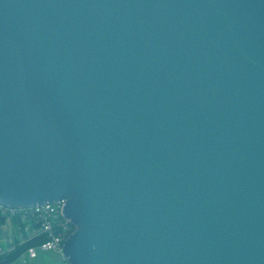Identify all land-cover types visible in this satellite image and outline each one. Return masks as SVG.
<instances>
[{"label":"water","instance_id":"water-1","mask_svg":"<svg viewBox=\"0 0 264 264\" xmlns=\"http://www.w3.org/2000/svg\"><path fill=\"white\" fill-rule=\"evenodd\" d=\"M62 199L69 264H264V0H0V205Z\"/></svg>","mask_w":264,"mask_h":264},{"label":"built area","instance_id":"built-area-1","mask_svg":"<svg viewBox=\"0 0 264 264\" xmlns=\"http://www.w3.org/2000/svg\"><path fill=\"white\" fill-rule=\"evenodd\" d=\"M64 204L65 200L62 199L19 208L0 205V210L20 218L23 243L33 242L26 249L30 257H36L39 251L52 250L61 255L62 264H69L63 255V244L73 232L74 225L64 216Z\"/></svg>","mask_w":264,"mask_h":264},{"label":"crops","instance_id":"crops-1","mask_svg":"<svg viewBox=\"0 0 264 264\" xmlns=\"http://www.w3.org/2000/svg\"><path fill=\"white\" fill-rule=\"evenodd\" d=\"M20 223L19 217L12 216L0 210V247L4 248L7 252L13 251L23 244L24 233L19 228ZM48 252L50 251H40L33 258L25 250L20 252L12 261L5 264H51L44 257Z\"/></svg>","mask_w":264,"mask_h":264},{"label":"trees","instance_id":"trees-1","mask_svg":"<svg viewBox=\"0 0 264 264\" xmlns=\"http://www.w3.org/2000/svg\"><path fill=\"white\" fill-rule=\"evenodd\" d=\"M33 244V242H30ZM30 243H23L22 246H20L19 248L13 250V251H5L4 248H2V251H0V264H5L8 263L10 261H12L14 258L17 257V255L22 252L25 251L27 249V246Z\"/></svg>","mask_w":264,"mask_h":264},{"label":"rangeland","instance_id":"rangeland-1","mask_svg":"<svg viewBox=\"0 0 264 264\" xmlns=\"http://www.w3.org/2000/svg\"><path fill=\"white\" fill-rule=\"evenodd\" d=\"M46 254L47 255H45L44 257L47 262H51V264H62L61 255L59 253L50 251ZM39 260L41 259L39 258Z\"/></svg>","mask_w":264,"mask_h":264}]
</instances>
